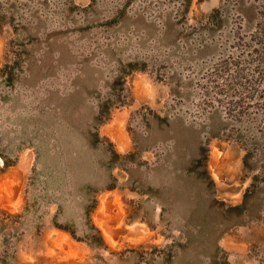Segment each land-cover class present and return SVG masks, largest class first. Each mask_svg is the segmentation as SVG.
<instances>
[{
  "label": "rangeland",
  "instance_id": "1",
  "mask_svg": "<svg viewBox=\"0 0 264 264\" xmlns=\"http://www.w3.org/2000/svg\"><path fill=\"white\" fill-rule=\"evenodd\" d=\"M260 54L264 0H0V264H264Z\"/></svg>",
  "mask_w": 264,
  "mask_h": 264
},
{
  "label": "trees",
  "instance_id": "2",
  "mask_svg": "<svg viewBox=\"0 0 264 264\" xmlns=\"http://www.w3.org/2000/svg\"><path fill=\"white\" fill-rule=\"evenodd\" d=\"M254 51H255V49H254ZM257 60H258V62H257L256 68H258L257 71H259V66H260V64H261V63L264 64V54H260V55L258 56ZM244 62H245V61H244ZM244 69H245V66H241V68L238 69L237 74H238V77H240L241 79H245V80H247V78H246V74H244ZM261 71H262V70H260L259 74L261 73ZM263 76H264V75H261V76H260V79L264 78ZM236 92H237V91H236ZM260 93H264V90H261ZM238 94L245 95V92H239ZM263 96H264V95H263ZM249 97H250V96H249ZM240 98H243V97L238 96V99L236 100V102H240V101H241Z\"/></svg>",
  "mask_w": 264,
  "mask_h": 264
}]
</instances>
